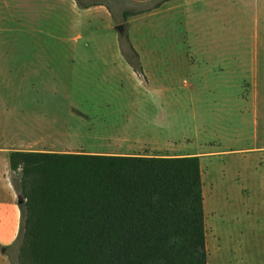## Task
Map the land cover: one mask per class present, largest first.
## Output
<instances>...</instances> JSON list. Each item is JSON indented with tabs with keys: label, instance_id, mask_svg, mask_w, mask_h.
Segmentation results:
<instances>
[{
	"label": "rangeland",
	"instance_id": "obj_1",
	"mask_svg": "<svg viewBox=\"0 0 264 264\" xmlns=\"http://www.w3.org/2000/svg\"><path fill=\"white\" fill-rule=\"evenodd\" d=\"M123 62L166 87L168 151L205 153L209 263L264 264V0H0V148L79 150L64 127Z\"/></svg>",
	"mask_w": 264,
	"mask_h": 264
},
{
	"label": "trees",
	"instance_id": "obj_2",
	"mask_svg": "<svg viewBox=\"0 0 264 264\" xmlns=\"http://www.w3.org/2000/svg\"><path fill=\"white\" fill-rule=\"evenodd\" d=\"M8 158L21 213L11 264L209 263L199 156Z\"/></svg>",
	"mask_w": 264,
	"mask_h": 264
},
{
	"label": "crops",
	"instance_id": "obj_3",
	"mask_svg": "<svg viewBox=\"0 0 264 264\" xmlns=\"http://www.w3.org/2000/svg\"><path fill=\"white\" fill-rule=\"evenodd\" d=\"M103 66L107 72L97 74V77L111 78L116 82L124 80L126 86L118 84L107 91L115 96V102L96 103L87 111L78 109L81 115L64 127L62 134L68 137L69 142L75 140L83 145L78 146L79 150L75 152H66L143 157L196 155L202 163L203 152L168 151L176 142L171 137L173 133H167L164 123L166 87L159 82V78L156 79L155 74L149 73L148 66L143 63L136 66L131 62ZM97 68V65H92L89 69ZM89 74L94 72L86 73ZM175 134L180 136L181 131H175ZM11 151L14 150L0 148V245L12 244L20 227V199L11 183L9 170L8 156Z\"/></svg>",
	"mask_w": 264,
	"mask_h": 264
},
{
	"label": "water",
	"instance_id": "obj_4",
	"mask_svg": "<svg viewBox=\"0 0 264 264\" xmlns=\"http://www.w3.org/2000/svg\"><path fill=\"white\" fill-rule=\"evenodd\" d=\"M125 26L124 24H120V25H117L115 27V29L117 30V32L119 33L120 36H122L124 34V29H125Z\"/></svg>",
	"mask_w": 264,
	"mask_h": 264
}]
</instances>
